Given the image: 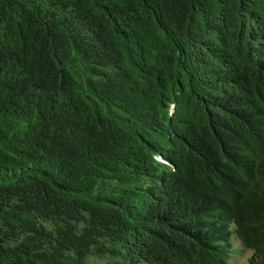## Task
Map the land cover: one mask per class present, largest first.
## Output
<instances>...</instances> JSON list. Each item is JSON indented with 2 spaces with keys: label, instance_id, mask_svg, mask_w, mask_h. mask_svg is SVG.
<instances>
[{
  "label": "trees",
  "instance_id": "trees-1",
  "mask_svg": "<svg viewBox=\"0 0 264 264\" xmlns=\"http://www.w3.org/2000/svg\"><path fill=\"white\" fill-rule=\"evenodd\" d=\"M264 264V0H0V264Z\"/></svg>",
  "mask_w": 264,
  "mask_h": 264
},
{
  "label": "rangeland",
  "instance_id": "rangeland-1",
  "mask_svg": "<svg viewBox=\"0 0 264 264\" xmlns=\"http://www.w3.org/2000/svg\"><path fill=\"white\" fill-rule=\"evenodd\" d=\"M250 254V251H244L242 252V254L237 257V258H234L230 264H247V261L246 259L248 258V255Z\"/></svg>",
  "mask_w": 264,
  "mask_h": 264
}]
</instances>
